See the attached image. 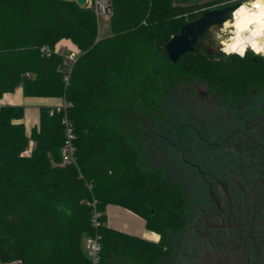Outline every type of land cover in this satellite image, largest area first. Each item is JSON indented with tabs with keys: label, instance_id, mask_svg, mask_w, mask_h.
I'll list each match as a JSON object with an SVG mask.
<instances>
[{
	"label": "trees",
	"instance_id": "16d2710c",
	"mask_svg": "<svg viewBox=\"0 0 264 264\" xmlns=\"http://www.w3.org/2000/svg\"><path fill=\"white\" fill-rule=\"evenodd\" d=\"M108 3L111 34L102 37L93 3L0 0V99L21 87L25 97L70 104L41 107L30 134L23 107L0 105V264H92L88 237L99 238L98 264H168L189 223L188 197L145 158L142 122L179 84L204 81L227 100L264 86V59L251 51L240 59L196 48L172 63L158 49L226 2ZM63 40L77 49L70 66L57 51ZM65 116L75 132L72 164L62 161ZM109 205L143 218L159 243L109 227Z\"/></svg>",
	"mask_w": 264,
	"mask_h": 264
},
{
	"label": "flooded vegetation",
	"instance_id": "af4514ba",
	"mask_svg": "<svg viewBox=\"0 0 264 264\" xmlns=\"http://www.w3.org/2000/svg\"><path fill=\"white\" fill-rule=\"evenodd\" d=\"M229 101L246 106L241 115L229 113L227 122L216 119L212 136L199 135L206 148L197 170L206 195L198 224L185 229L182 250L188 255L178 253L173 264H264V86Z\"/></svg>",
	"mask_w": 264,
	"mask_h": 264
},
{
	"label": "rangeland",
	"instance_id": "374dc122",
	"mask_svg": "<svg viewBox=\"0 0 264 264\" xmlns=\"http://www.w3.org/2000/svg\"><path fill=\"white\" fill-rule=\"evenodd\" d=\"M195 1L202 3L208 0ZM87 5H90V0ZM218 29H213L210 35V51L214 53L220 52V45L215 37ZM110 34V19L103 16L99 19V35L105 37ZM202 82L204 81L179 84L169 92L163 108L142 122L144 129L141 144L144 156L153 167H159L167 178L182 184L188 197L186 215L189 226L198 224L199 202L206 195L199 185L197 170L199 152L206 148V143L201 142L199 135L212 136V126L216 119L227 122L229 113L235 111L241 115L246 106L244 102L232 106L231 101L218 91L210 89L205 82L207 88H202V95L199 91L203 86ZM185 233L186 230L174 238V252L168 264L176 263L180 252L183 256L188 255L182 250Z\"/></svg>",
	"mask_w": 264,
	"mask_h": 264
},
{
	"label": "clouds",
	"instance_id": "9594fccd",
	"mask_svg": "<svg viewBox=\"0 0 264 264\" xmlns=\"http://www.w3.org/2000/svg\"><path fill=\"white\" fill-rule=\"evenodd\" d=\"M215 37L225 56L244 59L250 49L254 56L264 58V0H242L232 18L223 21ZM160 239L159 234H153L156 243ZM12 264L22 262L12 261Z\"/></svg>",
	"mask_w": 264,
	"mask_h": 264
},
{
	"label": "crops",
	"instance_id": "0c3cea01",
	"mask_svg": "<svg viewBox=\"0 0 264 264\" xmlns=\"http://www.w3.org/2000/svg\"><path fill=\"white\" fill-rule=\"evenodd\" d=\"M57 50H65L77 54V49L68 40L61 41L57 46ZM64 104L65 100L61 98L25 97L21 87L17 88L13 93L4 94L0 99V105L21 106L24 108L22 122L28 134L39 123L41 107H59ZM33 147L34 142L30 141L27 154L31 152ZM106 218L107 225L113 229L155 242L153 240L155 232L146 228L144 219L123 207L109 205L106 209Z\"/></svg>",
	"mask_w": 264,
	"mask_h": 264
},
{
	"label": "water",
	"instance_id": "95a60500",
	"mask_svg": "<svg viewBox=\"0 0 264 264\" xmlns=\"http://www.w3.org/2000/svg\"><path fill=\"white\" fill-rule=\"evenodd\" d=\"M73 1L80 7L88 4V0H64ZM194 3L195 0H186ZM224 2L233 0H221ZM237 3L233 6L224 7L212 11L204 12L198 19L188 22L180 29V33L173 36L167 43H158V49L165 54L172 63H177L180 58L190 52H193L200 44L205 50L211 46L210 35L213 29L219 28L225 19H231L232 13L240 6ZM215 26V27H214ZM203 86L207 88L204 83Z\"/></svg>",
	"mask_w": 264,
	"mask_h": 264
},
{
	"label": "built area",
	"instance_id": "2783aa9c",
	"mask_svg": "<svg viewBox=\"0 0 264 264\" xmlns=\"http://www.w3.org/2000/svg\"><path fill=\"white\" fill-rule=\"evenodd\" d=\"M89 2V0H88ZM94 4L96 16L98 19H100L103 16L110 17L111 15V9L109 7L108 0H90V4ZM242 3V2H241ZM59 52H62L65 54L66 58V65L70 66L72 63H75L77 54L65 50H57ZM48 54L49 51L46 50ZM68 80V76L65 77V81ZM67 102H65L64 105L59 106L57 111L60 110V107L66 108L69 106ZM63 124L65 125V140L62 146V161L63 164H72L75 162V132L72 123L69 121V119L65 116L63 119ZM96 202H94L95 204ZM100 214L95 212L93 215V223L95 226L99 225V219ZM98 237H88L85 239V250L88 255V257L91 259L92 264H98L99 261V252L101 250V246L99 243Z\"/></svg>",
	"mask_w": 264,
	"mask_h": 264
},
{
	"label": "bare ground",
	"instance_id": "6f19581e",
	"mask_svg": "<svg viewBox=\"0 0 264 264\" xmlns=\"http://www.w3.org/2000/svg\"><path fill=\"white\" fill-rule=\"evenodd\" d=\"M250 50V49H249Z\"/></svg>",
	"mask_w": 264,
	"mask_h": 264
}]
</instances>
